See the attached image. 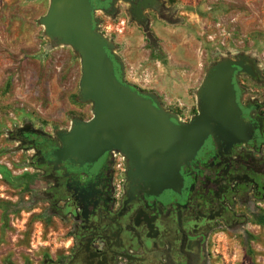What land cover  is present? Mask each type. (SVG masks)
<instances>
[{
    "label": "rangeland",
    "instance_id": "rangeland-1",
    "mask_svg": "<svg viewBox=\"0 0 264 264\" xmlns=\"http://www.w3.org/2000/svg\"><path fill=\"white\" fill-rule=\"evenodd\" d=\"M49 0H0V264H42L66 248L69 221L49 201L32 149L12 137L29 123L51 135L92 104L78 105L81 64L70 46L54 44L39 22ZM147 19L95 10L98 29L113 44L123 79L156 95L182 120L197 112L196 92L208 68L245 58L264 79V0H153ZM264 92V81L255 84ZM264 94V93H263ZM79 110V111H80ZM234 216L184 264H264V198L237 203Z\"/></svg>",
    "mask_w": 264,
    "mask_h": 264
},
{
    "label": "flooded vegetation",
    "instance_id": "flooded-vegetation-1",
    "mask_svg": "<svg viewBox=\"0 0 264 264\" xmlns=\"http://www.w3.org/2000/svg\"><path fill=\"white\" fill-rule=\"evenodd\" d=\"M119 1L91 3L94 10L111 15ZM123 1L128 18L137 23L145 22V11L157 6L153 0ZM111 54L116 73L125 81L116 55ZM245 62L253 75L238 68L232 82L242 117L252 127L251 138L225 144L208 136L195 155L181 164L175 189L150 192L140 178L129 174L135 168L128 166L126 156L113 149L84 163L57 160L51 155L61 145L56 134L29 123L16 127L12 137L32 149L31 166L39 172L57 213L69 221L66 249L42 264H184L189 254L203 255L207 239L229 223L237 203L250 196L263 199L264 92L254 85L264 79L254 62ZM159 105L177 121H189L160 101Z\"/></svg>",
    "mask_w": 264,
    "mask_h": 264
},
{
    "label": "water",
    "instance_id": "water-1",
    "mask_svg": "<svg viewBox=\"0 0 264 264\" xmlns=\"http://www.w3.org/2000/svg\"><path fill=\"white\" fill-rule=\"evenodd\" d=\"M94 12L91 0H49L39 18L55 45L70 46L79 55L80 101L92 104L91 118H75L69 131L56 133L61 145L51 153L54 158L78 164L116 150L135 168L129 174L157 193L176 188L181 164L208 136L225 144L251 138L252 127L242 117L232 82L238 68L253 75L247 59H226L210 66L196 92L197 112L188 122H180L159 105L156 95L142 94L118 76L113 44L99 31ZM117 61L123 73L118 57Z\"/></svg>",
    "mask_w": 264,
    "mask_h": 264
},
{
    "label": "trees",
    "instance_id": "trees-1",
    "mask_svg": "<svg viewBox=\"0 0 264 264\" xmlns=\"http://www.w3.org/2000/svg\"><path fill=\"white\" fill-rule=\"evenodd\" d=\"M256 222L259 224H263L264 223V214L260 215V217L256 219Z\"/></svg>",
    "mask_w": 264,
    "mask_h": 264
},
{
    "label": "built area",
    "instance_id": "built-area-1",
    "mask_svg": "<svg viewBox=\"0 0 264 264\" xmlns=\"http://www.w3.org/2000/svg\"><path fill=\"white\" fill-rule=\"evenodd\" d=\"M180 119V118H179ZM181 120V119H180ZM117 154H118V152H117Z\"/></svg>",
    "mask_w": 264,
    "mask_h": 264
}]
</instances>
